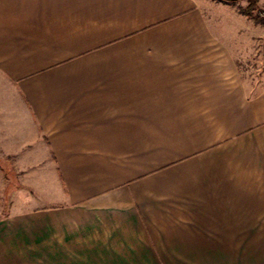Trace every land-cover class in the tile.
<instances>
[{"label":"crops","instance_id":"1","mask_svg":"<svg viewBox=\"0 0 264 264\" xmlns=\"http://www.w3.org/2000/svg\"><path fill=\"white\" fill-rule=\"evenodd\" d=\"M210 3L0 0V264H264L261 27Z\"/></svg>","mask_w":264,"mask_h":264},{"label":"rangeland","instance_id":"2","mask_svg":"<svg viewBox=\"0 0 264 264\" xmlns=\"http://www.w3.org/2000/svg\"><path fill=\"white\" fill-rule=\"evenodd\" d=\"M215 1L225 2L223 0H210L213 8V16L218 13L222 19H227L229 22L234 21L236 28L239 32L245 35L252 34L251 23L256 24L253 17L242 13L239 7H247L250 2H255V7L264 10V0H235L227 1L226 6L213 4ZM211 7V6H210ZM216 7V8H215ZM224 7V8H223ZM219 8V9H217ZM257 12V10L255 11ZM242 19V20H241ZM242 21V22H241ZM261 46L264 44V27L260 25ZM244 71L249 75L248 71L251 70L247 64H244ZM14 154H4L0 151V218L6 215L10 209L13 198V190L15 188V181L19 180V170L16 168V160ZM18 187V186H17Z\"/></svg>","mask_w":264,"mask_h":264},{"label":"trees","instance_id":"3","mask_svg":"<svg viewBox=\"0 0 264 264\" xmlns=\"http://www.w3.org/2000/svg\"><path fill=\"white\" fill-rule=\"evenodd\" d=\"M226 1H232L235 0H226ZM240 11L250 17H253L256 24H259L264 27V10L257 9L255 7V2H250V5L247 7H239ZM257 10V12H255Z\"/></svg>","mask_w":264,"mask_h":264}]
</instances>
